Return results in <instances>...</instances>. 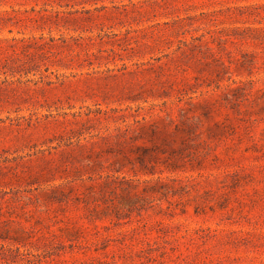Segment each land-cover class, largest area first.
<instances>
[{
	"label": "rangeland",
	"instance_id": "374dc122",
	"mask_svg": "<svg viewBox=\"0 0 264 264\" xmlns=\"http://www.w3.org/2000/svg\"><path fill=\"white\" fill-rule=\"evenodd\" d=\"M0 264H264V0H0Z\"/></svg>",
	"mask_w": 264,
	"mask_h": 264
},
{
	"label": "trees",
	"instance_id": "16d2710c",
	"mask_svg": "<svg viewBox=\"0 0 264 264\" xmlns=\"http://www.w3.org/2000/svg\"><path fill=\"white\" fill-rule=\"evenodd\" d=\"M19 41L22 42V43H21V45L18 46L17 49H19V51L22 52V53L27 50V48L29 47L30 44H32V45H34L36 47L40 46V44L37 43L36 40H34V41L28 40V42H27V40H25L24 38H20ZM11 50L15 51V49H12V48H11Z\"/></svg>",
	"mask_w": 264,
	"mask_h": 264
}]
</instances>
